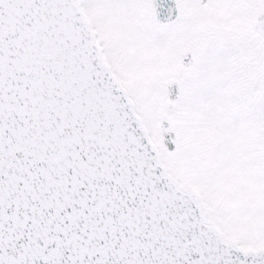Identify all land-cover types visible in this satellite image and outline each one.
Wrapping results in <instances>:
<instances>
[{
  "label": "snow or ice",
  "instance_id": "6c2138e0",
  "mask_svg": "<svg viewBox=\"0 0 264 264\" xmlns=\"http://www.w3.org/2000/svg\"><path fill=\"white\" fill-rule=\"evenodd\" d=\"M0 264H264V0H0Z\"/></svg>",
  "mask_w": 264,
  "mask_h": 264
}]
</instances>
